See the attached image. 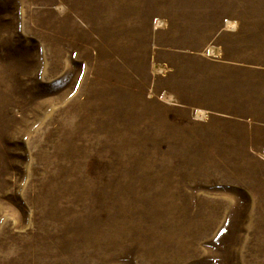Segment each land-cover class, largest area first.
Here are the masks:
<instances>
[{"label":"rangeland","instance_id":"rangeland-1","mask_svg":"<svg viewBox=\"0 0 264 264\" xmlns=\"http://www.w3.org/2000/svg\"><path fill=\"white\" fill-rule=\"evenodd\" d=\"M0 264H264V0H0Z\"/></svg>","mask_w":264,"mask_h":264}]
</instances>
